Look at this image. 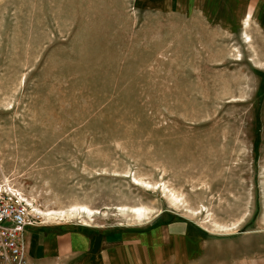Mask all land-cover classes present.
<instances>
[{
	"label": "rangeland",
	"instance_id": "obj_1",
	"mask_svg": "<svg viewBox=\"0 0 264 264\" xmlns=\"http://www.w3.org/2000/svg\"><path fill=\"white\" fill-rule=\"evenodd\" d=\"M249 21L219 30L169 0H0V185L50 215L35 227L182 220L194 264H264Z\"/></svg>",
	"mask_w": 264,
	"mask_h": 264
},
{
	"label": "crops",
	"instance_id": "obj_2",
	"mask_svg": "<svg viewBox=\"0 0 264 264\" xmlns=\"http://www.w3.org/2000/svg\"><path fill=\"white\" fill-rule=\"evenodd\" d=\"M219 30L236 28L249 18L252 35L264 40V0H169ZM228 12V15L226 14ZM144 229L90 225H43L27 231V264H194L203 259L202 241L182 220ZM193 244L198 251L190 253Z\"/></svg>",
	"mask_w": 264,
	"mask_h": 264
},
{
	"label": "built area",
	"instance_id": "obj_3",
	"mask_svg": "<svg viewBox=\"0 0 264 264\" xmlns=\"http://www.w3.org/2000/svg\"><path fill=\"white\" fill-rule=\"evenodd\" d=\"M23 193L0 185V264H27V231L37 217Z\"/></svg>",
	"mask_w": 264,
	"mask_h": 264
},
{
	"label": "bare ground",
	"instance_id": "obj_4",
	"mask_svg": "<svg viewBox=\"0 0 264 264\" xmlns=\"http://www.w3.org/2000/svg\"><path fill=\"white\" fill-rule=\"evenodd\" d=\"M133 210V212H135V213H140L141 212V210L140 209H132ZM35 211H38L40 214H43V215H45V216H50L48 213H43L42 211H40V210H38V209H36ZM61 214H63V212H60ZM81 213L82 214H91L92 212L90 211V210H88L87 208H84L83 209V211H81ZM52 214H59V212H54V213H52Z\"/></svg>",
	"mask_w": 264,
	"mask_h": 264
}]
</instances>
